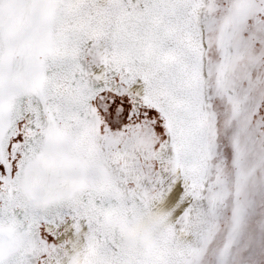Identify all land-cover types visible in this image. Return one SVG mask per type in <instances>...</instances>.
<instances>
[{"label":"snow or ice","instance_id":"6c2138e0","mask_svg":"<svg viewBox=\"0 0 264 264\" xmlns=\"http://www.w3.org/2000/svg\"><path fill=\"white\" fill-rule=\"evenodd\" d=\"M0 264H264V0H0Z\"/></svg>","mask_w":264,"mask_h":264}]
</instances>
